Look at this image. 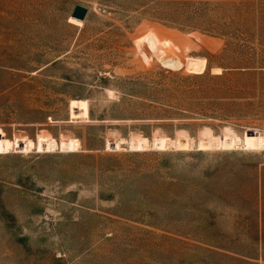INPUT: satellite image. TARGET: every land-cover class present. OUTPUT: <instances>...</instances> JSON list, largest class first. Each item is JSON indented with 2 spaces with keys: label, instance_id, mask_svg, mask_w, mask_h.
Listing matches in <instances>:
<instances>
[{
  "label": "rangeland",
  "instance_id": "374dc122",
  "mask_svg": "<svg viewBox=\"0 0 264 264\" xmlns=\"http://www.w3.org/2000/svg\"><path fill=\"white\" fill-rule=\"evenodd\" d=\"M0 264H264V0H0Z\"/></svg>",
  "mask_w": 264,
  "mask_h": 264
},
{
  "label": "water",
  "instance_id": "95a60500",
  "mask_svg": "<svg viewBox=\"0 0 264 264\" xmlns=\"http://www.w3.org/2000/svg\"><path fill=\"white\" fill-rule=\"evenodd\" d=\"M87 13L88 11L86 8L76 5L71 13V16L79 20H85Z\"/></svg>",
  "mask_w": 264,
  "mask_h": 264
},
{
  "label": "bare ground",
  "instance_id": "6f19581e",
  "mask_svg": "<svg viewBox=\"0 0 264 264\" xmlns=\"http://www.w3.org/2000/svg\"><path fill=\"white\" fill-rule=\"evenodd\" d=\"M88 11V10H87ZM72 17V16H71ZM72 18H74V17H72ZM76 19V18H75ZM77 20H79V19H77ZM80 21H84V20H80Z\"/></svg>",
  "mask_w": 264,
  "mask_h": 264
}]
</instances>
